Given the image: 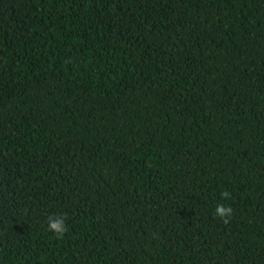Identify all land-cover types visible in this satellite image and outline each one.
<instances>
[{
  "label": "trees",
  "instance_id": "16d2710c",
  "mask_svg": "<svg viewBox=\"0 0 264 264\" xmlns=\"http://www.w3.org/2000/svg\"><path fill=\"white\" fill-rule=\"evenodd\" d=\"M0 264H264V0H0Z\"/></svg>",
  "mask_w": 264,
  "mask_h": 264
},
{
  "label": "clouds",
  "instance_id": "9594fccd",
  "mask_svg": "<svg viewBox=\"0 0 264 264\" xmlns=\"http://www.w3.org/2000/svg\"><path fill=\"white\" fill-rule=\"evenodd\" d=\"M220 198L223 201H230L232 199V193L224 190L220 193ZM212 215L214 218H218L222 224L228 225L234 215V209L230 203H219L215 205ZM68 219L67 213L55 216L50 215L46 221L47 231L55 235L56 238L63 239L65 233L69 230L66 223Z\"/></svg>",
  "mask_w": 264,
  "mask_h": 264
}]
</instances>
